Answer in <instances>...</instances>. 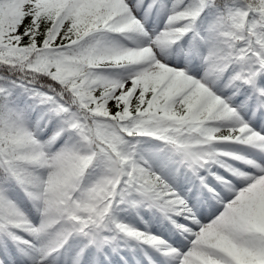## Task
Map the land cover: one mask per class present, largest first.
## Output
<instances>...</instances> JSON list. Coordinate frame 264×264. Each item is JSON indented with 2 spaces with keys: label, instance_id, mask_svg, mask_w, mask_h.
Instances as JSON below:
<instances>
[{
  "label": "rangeland",
  "instance_id": "obj_1",
  "mask_svg": "<svg viewBox=\"0 0 264 264\" xmlns=\"http://www.w3.org/2000/svg\"><path fill=\"white\" fill-rule=\"evenodd\" d=\"M43 1L0 0L1 57L13 60L25 53L17 31L29 9ZM94 1L102 0H78L65 19L73 22ZM115 2L122 19L116 22V11L104 13L102 29L117 24L94 41L93 51L103 53L89 55L96 65L73 84L72 94L96 113H111L145 93H160L167 101L151 124L131 123L129 139L98 121L97 132L116 146L120 160L104 155L80 181L79 175L63 176L71 152L90 149L76 112L42 89L0 81V92L10 96L3 116L10 129L7 143L16 151L24 145L32 149L20 168L19 186L0 182L6 211L0 219V264H69L71 259L75 264H251L264 255V240L257 236L264 227V72L240 80L238 59L216 52L222 42L218 18L206 10L199 15L201 30L185 38L179 28L198 20L182 14L190 0ZM243 15L236 7L230 18L240 23ZM207 19L211 23L202 28ZM262 25L249 17L245 29L259 40ZM61 27L52 44L60 42ZM57 50L40 53L33 66L55 78L79 71L75 52ZM244 57L250 62V55ZM202 92L207 100L200 110L215 120L207 135L180 138L164 115L180 122ZM147 135L154 138L149 145ZM162 139L174 144L168 158ZM57 196L71 202L76 224L69 230ZM155 199L165 203L161 215L152 211ZM244 201H254L255 209H241ZM76 228L89 241L84 233L75 235Z\"/></svg>",
  "mask_w": 264,
  "mask_h": 264
},
{
  "label": "trees",
  "instance_id": "obj_2",
  "mask_svg": "<svg viewBox=\"0 0 264 264\" xmlns=\"http://www.w3.org/2000/svg\"><path fill=\"white\" fill-rule=\"evenodd\" d=\"M112 1V6L108 7V1H94L85 4L73 22L65 19L70 8L78 0H44L41 4L34 5L25 15V19L18 29V44L24 48L25 53L18 58L8 60L0 56V81L4 84H20V89L32 88L33 90L42 89L45 93L52 94L60 100L67 109L74 110L80 118L83 125V134L87 137L90 149L89 151H80L74 149L67 157V166L63 168V176L67 174L80 175V181L90 175L91 172L101 164L104 155H110L115 162L120 160L119 152L116 146L112 145L96 130V123L103 121L116 129L124 138L129 139L134 134L131 130V123L145 122L151 124L153 116L159 114L160 105L166 102L160 93H145L140 100L133 99L128 105H116L111 113L91 110L89 105L83 104L80 99L73 95L71 88L78 81L86 69L93 68L96 65L95 58H88L93 53L94 41L102 35H108L109 28L113 29L122 19L123 12L118 2ZM243 10V19L240 23L231 20L230 14L234 8ZM209 12L212 17H217L216 28L222 35V44L219 45L220 53L223 55H239L241 66H250L246 62L245 55L255 56L264 53V47L256 40V37L245 29L246 19L255 17L264 22V0H202L197 3L196 0H190L187 9L182 14L189 18L196 11ZM116 11L115 20L109 22L104 32L99 31V24L105 12ZM200 13V14H201ZM199 19L198 22H200ZM209 21V22H208ZM206 26L211 23L206 20ZM61 24L60 42L52 44L51 39L58 31V25ZM182 28V27H181ZM264 35V29H262ZM109 39V37H107ZM264 38V37H263ZM63 48L67 52H75L79 56L80 69L65 78H55L48 71L33 66L34 59L42 52L47 50L58 51ZM103 52L99 49L94 54ZM175 85V88L180 86ZM187 86V83L186 85ZM8 96L4 91L0 92V182L10 178L14 184L20 180V168L23 163L31 158L32 149L29 145H24L23 150L16 151L10 148L7 143L9 126L3 122L5 112L4 102L8 101ZM205 92L195 96L191 102L189 110L185 113L180 122L165 119L167 125L176 127L177 134L205 136L208 133L211 122L215 120L213 115L200 110V107L206 102ZM166 116L165 118H167ZM181 138V137H180ZM149 145L152 137L145 138ZM171 141L162 139L161 148L167 150L165 158L170 157L174 150ZM136 156V155H135ZM146 174L150 177L154 175L148 171ZM60 208L63 210V216L70 221L69 227L76 223L72 212L71 202L68 198L57 196ZM241 209L247 207L255 209L254 201H244L240 205ZM0 219H6V211L0 205ZM257 236L264 240V227L257 232ZM251 264H264V255L254 258Z\"/></svg>",
  "mask_w": 264,
  "mask_h": 264
},
{
  "label": "bare ground",
  "instance_id": "obj_3",
  "mask_svg": "<svg viewBox=\"0 0 264 264\" xmlns=\"http://www.w3.org/2000/svg\"><path fill=\"white\" fill-rule=\"evenodd\" d=\"M153 224H155V225H157V222H156V220H155V222H152ZM86 242V241H85ZM109 242V241H108ZM111 242V241H110ZM108 245V244H107ZM128 255V254H127ZM118 257V256H117ZM64 259V261L66 262V261H69V259H68V255H65V257L63 258ZM62 259V260H63ZM77 261H74V259H71L70 261H69V264H75Z\"/></svg>",
  "mask_w": 264,
  "mask_h": 264
}]
</instances>
